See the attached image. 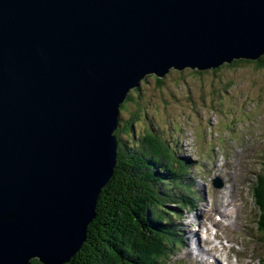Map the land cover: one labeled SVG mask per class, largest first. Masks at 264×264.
Listing matches in <instances>:
<instances>
[{
  "label": "water",
  "instance_id": "water-1",
  "mask_svg": "<svg viewBox=\"0 0 264 264\" xmlns=\"http://www.w3.org/2000/svg\"><path fill=\"white\" fill-rule=\"evenodd\" d=\"M262 54L264 0H0V264L80 249L145 77Z\"/></svg>",
  "mask_w": 264,
  "mask_h": 264
},
{
  "label": "rangeland",
  "instance_id": "rangeland-1",
  "mask_svg": "<svg viewBox=\"0 0 264 264\" xmlns=\"http://www.w3.org/2000/svg\"><path fill=\"white\" fill-rule=\"evenodd\" d=\"M219 67L172 68L161 85L149 77L148 83L143 82L141 104L129 103L124 112L129 118L139 110L137 132L158 127L196 165L192 190L199 200L194 209L182 208L174 221L187 246H177L162 264H209L213 251L188 255L189 242L197 250L190 231L198 232L209 210L232 198L238 207L225 221H235L228 225V230L234 228L228 235L236 240L235 249L230 252L226 247V254L219 256L225 264H264V227H260L264 210L256 200L264 179V68L250 61ZM216 176L223 178L226 189L211 185ZM232 179L235 189L227 190Z\"/></svg>",
  "mask_w": 264,
  "mask_h": 264
},
{
  "label": "trees",
  "instance_id": "trees-1",
  "mask_svg": "<svg viewBox=\"0 0 264 264\" xmlns=\"http://www.w3.org/2000/svg\"><path fill=\"white\" fill-rule=\"evenodd\" d=\"M240 61L264 68V54L255 60L237 59L231 63ZM149 77L158 85L163 82V77H145L121 105L114 133L118 148L113 175L99 194L96 216L87 227L86 239L65 264H162L182 242L174 220L180 217L183 207L194 206L189 181L194 163L158 127L150 125L137 132L139 110L124 118L129 103L141 104L143 82L148 83ZM262 181L256 189L261 211ZM261 225L264 227V214ZM32 264L43 263L33 259Z\"/></svg>",
  "mask_w": 264,
  "mask_h": 264
},
{
  "label": "bare ground",
  "instance_id": "bare-ground-1",
  "mask_svg": "<svg viewBox=\"0 0 264 264\" xmlns=\"http://www.w3.org/2000/svg\"><path fill=\"white\" fill-rule=\"evenodd\" d=\"M189 181L192 183V179L191 178H189ZM228 186V188H227V190H231V191H233L234 189H235V183H234V179H232L231 180V184H229V185H227ZM192 188H193V186H192ZM231 202H233V199H227V201L226 202H224V203H221L220 205H223V206H228V205H230V203ZM233 204V203H232ZM220 205H216V207H218V206H220ZM230 209L231 210H229V212H233L235 209H237V205L236 204H233L231 207H230ZM226 217H230V215L227 213V215H226ZM178 228V227H177ZM190 233H191V235H193V241H195L196 242V246H197V250H195L192 246H191V244H190V242L188 243V245H189V247H190V254L191 255H194L195 253L196 254H200V253H203L204 251L206 252V254H208V252L210 251V249H206L205 248V246L202 244V243H204L205 245H207L208 243H209V241L208 240H206V238H204L205 240L204 241H202V237L199 235V233L197 232V231H190ZM215 238H217V239H219L220 240V242H222V236L221 235H215L214 236ZM190 238L188 237V240H189ZM191 240V239H190ZM185 242H187V240H185ZM224 247V244H222V248ZM203 255H204V253H203ZM204 257V256H203Z\"/></svg>",
  "mask_w": 264,
  "mask_h": 264
}]
</instances>
